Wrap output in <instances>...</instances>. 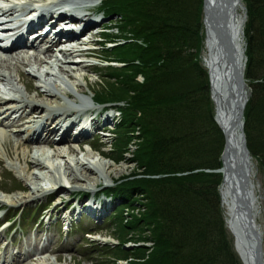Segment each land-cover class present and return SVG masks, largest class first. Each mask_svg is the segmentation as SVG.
Returning <instances> with one entry per match:
<instances>
[{"label": "trees", "instance_id": "1", "mask_svg": "<svg viewBox=\"0 0 264 264\" xmlns=\"http://www.w3.org/2000/svg\"><path fill=\"white\" fill-rule=\"evenodd\" d=\"M109 1L103 8L122 21L123 39L106 48L112 51L107 60L122 66L107 67L114 73L106 77L120 92L95 99L121 104L112 141L114 149H123L119 158L139 127L142 140L135 160L144 175L159 176H126L115 190L122 201L137 193L147 200L140 219L125 221L118 213L119 237L139 223L147 227L152 239L145 240L153 247L147 253L141 246L142 264H240L220 206L221 176L207 172L220 167L223 141L212 120L207 73L199 60L202 0ZM243 1L245 79L251 88L244 133L264 171V0ZM137 75L143 83L135 81ZM121 242L112 253L121 251ZM114 255V260L122 258Z\"/></svg>", "mask_w": 264, "mask_h": 264}, {"label": "bare ground", "instance_id": "2", "mask_svg": "<svg viewBox=\"0 0 264 264\" xmlns=\"http://www.w3.org/2000/svg\"><path fill=\"white\" fill-rule=\"evenodd\" d=\"M56 1L63 0L40 1L45 2L42 3L45 14L51 13ZM84 1L92 2L93 0H67L68 3L76 5H83ZM29 2L40 3L38 0H4L0 11L10 16L17 11L18 3H24L22 9H26ZM242 8V2L236 3L235 0H207L205 7L206 22L202 32L201 53L203 58L201 56V61L206 70L211 66L212 73H215L212 75L211 81L217 104L216 120L220 126L224 127L229 123L231 108L229 104L226 105L225 94L220 90L218 83L225 81L227 77L225 76L223 79L222 72L218 74L217 67L213 71V67L218 66L219 61L218 43L214 34L217 28L229 35L231 39L234 38L235 57L242 63L240 56L243 58L245 55L241 34L244 19ZM51 53L50 49L43 53L48 55L47 58L44 56L41 58L39 55L15 54L10 57L0 55V83L3 84L1 87L14 94L12 96L0 94L4 96V98L0 96V117L3 115L18 116L17 119L12 120V123L20 128L19 134L25 133L27 137L29 136L28 138L32 142L28 143L35 144L32 149H36L31 157L27 156V159L23 160L22 166L20 158H25V153L16 151L14 158L10 156L9 148L5 145L8 137L7 132L0 123V156L6 158L5 163L8 169L28 186L27 190L20 192L19 195L7 194L0 197V206L4 203L21 206L29 201L43 198L50 192L59 191L62 193L70 191V189L95 187L99 181L111 182L112 177H119L127 170V165L124 163L115 164L91 147H86L83 152L80 151L79 157H74L76 148L72 150L67 146L65 148V145L59 146L60 143L66 142L67 137L66 133L60 130L63 126H58L61 120L70 118L80 111L86 114L92 109L91 99L85 94V88L88 89L89 83L81 72L74 70L77 68L83 70L87 63L82 58L84 55L91 56L93 53L86 51L83 54L78 50H72L68 51L67 55L61 54V59L52 58ZM21 65L28 67L29 71L35 75L33 77L39 82L37 89H42L41 95L36 93V96H27L26 90L23 92L18 88L17 85L21 82L18 68ZM51 120L54 121V127L50 126ZM240 133L237 129L236 138ZM39 134L40 136L44 135L42 140ZM52 135L56 136L49 141V137ZM77 149L79 148L77 147ZM249 162L250 168L246 167V173L250 179L248 188L251 192L250 204L253 218L256 220L259 214V201L253 182L254 165L251 160ZM242 179L244 178L240 176V184ZM225 183L220 187V196L226 227L232 235L237 254L248 263L252 260L251 242L248 230L244 225L245 215L241 212L243 208H240V199L242 198L240 184L235 183V180L232 183L227 175ZM241 215L244 217L243 221L240 218Z\"/></svg>", "mask_w": 264, "mask_h": 264}, {"label": "rangeland", "instance_id": "3", "mask_svg": "<svg viewBox=\"0 0 264 264\" xmlns=\"http://www.w3.org/2000/svg\"><path fill=\"white\" fill-rule=\"evenodd\" d=\"M93 1L94 3L100 2V0H93ZM109 2H110L109 0L108 1L105 0L104 5H106ZM241 2L243 4L242 12L244 13L243 14V18H244L243 26H245L246 8H245L244 1L242 0ZM105 12L107 14L110 13L109 15H111L112 11L109 12L108 9H105ZM114 23H117V26L119 27L120 25L123 24L122 21H120V18L117 17L116 13L113 12L112 17H108L107 19H105L102 25H112L113 26L115 25ZM115 28L111 30L109 29L108 32H111L112 34L111 37L119 39L120 37H122L121 28H119L118 30H116ZM203 28L204 27H202V29ZM201 47H203V41H202ZM106 48H108V46H104L105 50ZM201 52H202V48L200 51V57L202 56ZM99 54L101 57L102 53H99ZM103 55L111 57L112 51L108 50V52ZM87 62H96L99 64L98 67L93 68L95 70V73L88 72L86 69L79 70L77 68L76 70H74L75 72H81V74L87 75V78L85 77V79L89 83L88 89L85 88V94L87 96L104 97L106 94H110L112 91L120 92V89L114 90L111 87L110 79L106 77L108 72L110 74L114 73L112 70H107L106 69L107 67L105 69L102 68L103 64H100L98 60L96 59L95 60L88 59ZM18 69H19L18 74L21 78V82H19L17 85L18 88H20L23 92L24 90H26L27 94L26 93L25 94L27 96L29 95L36 96V93L37 94L39 93L41 95L42 93L40 91L42 89L40 90L37 89V86L39 85L38 80L35 79L33 76H31V74L27 72L29 68L21 65L19 66ZM103 76L106 77L104 78V80H103ZM112 83L115 84L114 82L111 81V84ZM1 85L3 84L0 83V86ZM249 92H250V88H249ZM99 126L111 129L112 121L109 120L108 122H103ZM51 137H54V136H51ZM87 139H90V138H87ZM112 139H113V135L111 134H110V137L109 136H102L100 138L95 137L94 145H92L94 150L98 151L103 156H106L107 158H109L111 162H113L112 160L119 158V156L121 155V150H123V149H119L118 147L110 151V144H111ZM141 140L142 138L140 139L139 143H137V145L133 146L132 148L128 147L129 152L124 153V155L119 158L122 160L118 162L117 161L113 162L115 164L124 163L125 165H127V170L125 171V173L121 174L119 177H112L113 182L117 180L121 181L123 177L130 176L131 174L144 173V167H140L137 160H135V155H136V152L138 150ZM5 145L9 148L10 156L12 158L15 157L14 153L16 151L18 153H25V158L24 157H23L24 159L20 158L21 160L20 164H22V166H23V160L25 161L27 159V156L31 157L36 150V149L35 150L32 149V145L28 144L24 140L23 136L9 135L7 137V141ZM64 145L65 144L63 143L59 144V146H64ZM72 146L73 148H76L74 150V157H79L81 155L80 150L77 149V146L75 144H73ZM65 148H66V145H65ZM128 158L131 161H128ZM5 160L6 158L0 156V197H3L7 194H13L14 196L19 195L20 192L26 191L28 186H26L22 180L18 179L8 169L5 163ZM253 165H254L253 182L256 187V194H257L258 201H259V214L257 215V218H256V224L261 232V237L263 240L262 251L264 255V171L261 169L262 167L260 166L259 162H257L255 159H254ZM132 169H134V171L130 173ZM103 184L112 185L110 182H104L103 180H101L95 187L87 186V189H90L93 193L96 189L102 187ZM74 191L78 192V189L77 190L70 189V191H64L62 193H59L58 191L56 192V193H59L58 196L57 194L51 195V197L54 198L52 202H48L51 197L49 198L44 197V198H39L37 200L29 201L27 202V204L23 206L10 205L13 207L17 206V208L16 209L9 208L10 210H9L8 215H11L15 210L24 208L26 209V211H31L34 217L35 216L36 218L38 217L37 218L38 224L42 221L44 225L38 228L37 227L34 228V226L33 228H31V223H27L26 224L27 227L25 228L24 227L25 224H24L23 225V228H24L23 235L24 236L22 235L21 232L16 233L14 227H13V231L10 234L6 235L7 238L4 237V232H0L1 246H4L2 244L3 242H1V241H4V239H7L5 241V244H8L7 246L5 245L4 248L1 247L0 254H3L5 250V252L7 253V256H10L12 254L15 255L17 251H19L21 254L26 255L27 253L31 254L30 251H36V250L39 251L40 249H43V247H46V250L44 251H50L46 253V255L38 258L37 261H33L30 258L26 260L25 262H22L21 264H28V263L29 264H44L45 260H46L45 261L46 264H50L54 262L55 257H57L56 259L57 262L55 261L56 262L55 264H142L140 263L142 262L140 261L141 259H138V257L141 256V252H143V249L141 248V246H143L145 249L148 250L147 253L150 251L151 247L153 246L152 242L145 240V239L147 240L152 239L150 231L146 230L147 227L144 224L139 223L138 225L133 226L129 230H127L125 235L122 234V238L119 237V228H118L119 225L117 226L118 219L114 220L113 226H111V220L108 218L110 209L106 211L108 215L106 216V218H103V223H101V225L98 228H95V233L97 234L91 236L90 238L84 237L85 239H80L81 237L80 232L82 231L81 225L83 223H90V224L91 222L93 223V220L87 219V217L85 216L86 214H83L82 216H80L79 221H76L75 216L71 217V219H69L68 221V226L70 225V227L68 228V232L70 230L68 237H65V232H63L59 235V238H58V236L53 230L55 229L56 225L60 223L59 213L62 211V208L64 206L70 207V210L72 211V213H74L76 209L78 210L82 206L86 205V204L83 205L82 201L80 200L78 201V204L75 205L76 200H71V196L73 197L75 195L74 193H71V192H74ZM132 196L136 199L133 200V197H131L129 198L128 201L125 202V205L128 206L132 204L133 206V211L131 213V216H126L124 218L125 221L126 220L129 221L132 218L140 219L144 216L147 210L146 209L147 200L145 199L142 193H139L137 196L132 194ZM61 197H65V201L60 202L58 198H61ZM123 198L124 197L121 196V200ZM66 200L70 202L66 203L67 202ZM42 205H46V207H48V210L41 214L39 213L37 215L36 213L38 212L39 206L41 207ZM55 205H57L56 206L57 211H54L53 207ZM0 207L2 209L7 208V204H4L3 206H0ZM50 214H52V216L51 218H48ZM66 214L67 212L64 213V216H67ZM224 217H225V214H224ZM124 219H123V223L125 222ZM226 232L228 236L231 238L227 228H226ZM26 234H29V235H26ZM114 238L115 239L119 238L120 240H122L123 243L121 247L123 249L121 248V251L119 252L115 251L114 253H112L113 250H111L110 248L107 249V247H108V244H114L115 242L113 240ZM138 239H141V242L133 243L134 241H137ZM115 253L118 254L119 257H122V258L125 256V258H123V260L116 261L113 258L115 257L114 255ZM235 255L238 258L236 252H235Z\"/></svg>", "mask_w": 264, "mask_h": 264}, {"label": "water", "instance_id": "4", "mask_svg": "<svg viewBox=\"0 0 264 264\" xmlns=\"http://www.w3.org/2000/svg\"><path fill=\"white\" fill-rule=\"evenodd\" d=\"M240 0H235L237 3ZM207 0H203V25L205 26V7ZM244 21V20H243ZM242 21V24H243ZM242 33V31H241ZM214 37L218 43V66L213 67V71L217 67L218 74L222 72L221 77L225 81L218 82L220 90L225 94L226 105H230L231 117L227 126L219 125L216 121L219 129L223 136V148L220 154L221 168L214 172L221 173L222 182L220 186L225 183L226 175L233 183L240 184V176L244 179L241 180L240 193L242 198L240 199V208L243 215H245L244 225L246 230H248L250 239V249L252 253L251 262L246 263V261L241 258L242 264H264L263 252H262V239L258 228L254 222L253 212L250 204L251 192L249 191V175L246 173V167L250 168L251 155L246 146V139L243 133L244 121H243V111L245 105L248 101V93L246 92V84L243 79L244 63L236 59V48L234 45V38H230L229 35L224 34L219 29H215ZM242 61L244 60L240 56ZM215 73H212L211 66L208 69V79L210 88V99L212 100L215 111L217 110V104L215 102V91L212 89L211 77ZM226 107V106H225ZM216 116V114H215ZM237 129L241 132L239 137H237ZM248 176V178H247ZM246 189V191H245ZM243 221V216L240 217Z\"/></svg>", "mask_w": 264, "mask_h": 264}]
</instances>
